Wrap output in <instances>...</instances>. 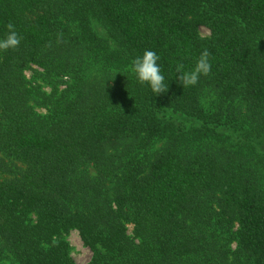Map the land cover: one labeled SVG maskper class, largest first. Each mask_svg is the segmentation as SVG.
Segmentation results:
<instances>
[{
  "label": "trees",
  "instance_id": "obj_1",
  "mask_svg": "<svg viewBox=\"0 0 264 264\" xmlns=\"http://www.w3.org/2000/svg\"><path fill=\"white\" fill-rule=\"evenodd\" d=\"M9 22L22 40L0 51V257L73 264L60 236L76 230L88 264H264V187L241 152L264 134V0H0V39ZM204 49L210 74L183 88L177 64L190 71ZM145 50L160 95L129 70ZM31 65L49 94L26 80ZM205 87L249 112L231 123L236 152L199 150L228 119L203 109Z\"/></svg>",
  "mask_w": 264,
  "mask_h": 264
},
{
  "label": "rangeland",
  "instance_id": "obj_2",
  "mask_svg": "<svg viewBox=\"0 0 264 264\" xmlns=\"http://www.w3.org/2000/svg\"><path fill=\"white\" fill-rule=\"evenodd\" d=\"M67 10L69 12L71 11L70 8H68ZM59 19L62 21V23H65V20L62 16H60ZM92 21L93 28L96 30L97 34L100 36L101 39L110 38L111 33L102 21H100L96 17H93ZM199 35L203 38H207L210 36V33L207 29L201 28L199 30ZM92 66L93 68H91V71L94 70L92 74L95 78H97L99 71H101L104 67L101 66L100 63L96 65L92 64ZM113 73L116 77H119L121 71L113 68ZM41 74V69H39L35 65H31L30 68L24 72V76L30 85L36 86L42 92L49 94L51 92V87L50 85L45 84V82L41 81V78L39 77V75ZM59 80H61V83L60 81L58 82V89L59 91H61L65 88V85L68 81L66 78H60ZM201 105L207 113L213 114L221 110L223 115L224 113H226L228 119H223L221 125L217 129L220 132L221 136L219 138H210L208 140L204 139L205 141L201 142L198 145L199 150L202 152H204L205 149H226L233 152L238 151V145L240 144V141L243 140L240 135L241 129L233 128L231 123H235L236 120H242L245 118V116H248L249 112L246 110V107L244 106L243 102L239 99L231 101L227 97L223 96L221 94V91L205 87L202 90L201 94ZM35 111L40 114H45L44 110L37 107H35ZM226 120H228L230 123H227ZM239 125L242 126V124ZM243 128H246V126L243 125ZM249 143L254 146V153L257 155H254V153L252 154L250 152H246L244 149V151L241 152L244 156H246V158H251L254 164H258L260 171L257 176H261V184L264 187V168L262 166L264 164H261V162L264 163V134L260 137V139L257 138V140H251L249 141ZM162 147L163 142H157L151 146L150 150H148L147 153L154 154L156 152H159ZM17 165L20 166L19 164ZM0 177L3 178L4 176L1 175ZM262 189L264 190V188ZM34 222L35 216L32 215L31 223ZM235 230L236 225L233 228V231ZM126 233L129 237H133L132 224H126ZM60 239L65 243L68 255L73 261V264H88L90 262L92 253L90 249L85 246L82 240L80 239L78 231L71 230L67 234L61 235ZM228 244L231 251L236 249L235 242L229 240ZM0 264H10V261L5 257H0Z\"/></svg>",
  "mask_w": 264,
  "mask_h": 264
},
{
  "label": "clouds",
  "instance_id": "obj_3",
  "mask_svg": "<svg viewBox=\"0 0 264 264\" xmlns=\"http://www.w3.org/2000/svg\"><path fill=\"white\" fill-rule=\"evenodd\" d=\"M8 34L4 39H0V51L9 49L15 50L20 45L22 37L16 32L15 25L9 22L6 25ZM211 53L204 49L196 60L194 67L190 71L184 70V65L178 63L176 73L178 81L183 88L194 86L199 82L200 77L207 76L211 72ZM160 57L152 50H145L142 56H138L130 63L129 70L136 76L141 85H148L155 95H160L167 91L168 86L164 83V76L158 64Z\"/></svg>",
  "mask_w": 264,
  "mask_h": 264
}]
</instances>
